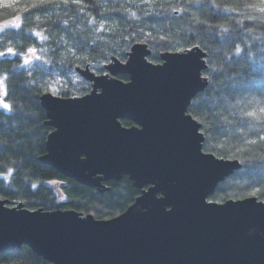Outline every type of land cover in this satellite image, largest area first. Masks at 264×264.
I'll return each instance as SVG.
<instances>
[{
    "label": "water",
    "instance_id": "95a60500",
    "mask_svg": "<svg viewBox=\"0 0 264 264\" xmlns=\"http://www.w3.org/2000/svg\"><path fill=\"white\" fill-rule=\"evenodd\" d=\"M151 54L136 43L107 73L76 68L92 84L86 95L40 97L53 128L40 161L101 193L127 176L141 191L134 202L99 219L0 198V253L26 245L50 264H264V201L209 200L242 165L205 152L202 125L188 112L209 85L207 53L164 52L159 63Z\"/></svg>",
    "mask_w": 264,
    "mask_h": 264
},
{
    "label": "trees",
    "instance_id": "16d2710c",
    "mask_svg": "<svg viewBox=\"0 0 264 264\" xmlns=\"http://www.w3.org/2000/svg\"><path fill=\"white\" fill-rule=\"evenodd\" d=\"M262 9L264 0H0V25L10 24L0 27V86L11 105L0 108V198L11 206L73 209L99 219L118 216L134 202L141 191L127 176L106 181L111 189L101 193L40 161L53 130L40 97L52 85L61 97L86 95L92 84L77 67L107 73L112 57L124 62L134 44L146 43L154 63L164 52L194 46L207 53L209 85L188 112L202 125L205 152L242 165L209 200L264 201V116L245 115L264 106ZM0 264L50 263L23 245L0 253Z\"/></svg>",
    "mask_w": 264,
    "mask_h": 264
},
{
    "label": "snow or ice",
    "instance_id": "6c2138e0",
    "mask_svg": "<svg viewBox=\"0 0 264 264\" xmlns=\"http://www.w3.org/2000/svg\"><path fill=\"white\" fill-rule=\"evenodd\" d=\"M34 6H39V5H34ZM262 10H264V9H262ZM18 19L19 18L17 17V20ZM12 23L16 24V26L19 27V24L16 23V21H13ZM5 27H7V25H5ZM36 35L40 36L39 33H37ZM41 38H44V37H41ZM12 51H13L12 49H8L9 53H11ZM29 51L35 52V49H29ZM239 51L240 50L237 49V52H239ZM0 55H5V53H0ZM5 95H6V93H5ZM0 108H3L4 110H10L11 105L7 102L0 101ZM245 115H247L249 117H253V118H260L261 116H264V106H261L257 111L245 113Z\"/></svg>",
    "mask_w": 264,
    "mask_h": 264
},
{
    "label": "rangeland",
    "instance_id": "374dc122",
    "mask_svg": "<svg viewBox=\"0 0 264 264\" xmlns=\"http://www.w3.org/2000/svg\"><path fill=\"white\" fill-rule=\"evenodd\" d=\"M4 1L5 2H8L9 0H4ZM5 25L10 26V24L7 22V23H4V24H1L0 27L5 28ZM50 88H51V92L54 93V94H56L55 93V90H56L57 86L56 85H52ZM4 94H5V89H4L3 86H0V101L7 102L4 99Z\"/></svg>",
    "mask_w": 264,
    "mask_h": 264
}]
</instances>
